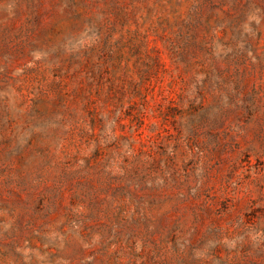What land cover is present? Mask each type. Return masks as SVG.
Wrapping results in <instances>:
<instances>
[{
  "label": "rangeland",
  "instance_id": "1",
  "mask_svg": "<svg viewBox=\"0 0 264 264\" xmlns=\"http://www.w3.org/2000/svg\"><path fill=\"white\" fill-rule=\"evenodd\" d=\"M0 264H264V0H0Z\"/></svg>",
  "mask_w": 264,
  "mask_h": 264
}]
</instances>
